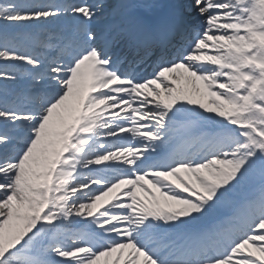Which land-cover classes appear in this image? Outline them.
I'll use <instances>...</instances> for the list:
<instances>
[{"label":"snow or ice","instance_id":"snow-or-ice-1","mask_svg":"<svg viewBox=\"0 0 264 264\" xmlns=\"http://www.w3.org/2000/svg\"><path fill=\"white\" fill-rule=\"evenodd\" d=\"M0 264H264V0H0Z\"/></svg>","mask_w":264,"mask_h":264}]
</instances>
